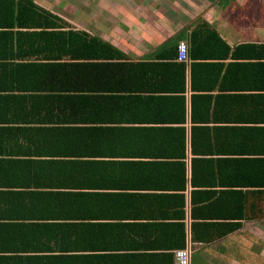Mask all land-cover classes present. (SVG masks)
Returning a JSON list of instances; mask_svg holds the SVG:
<instances>
[{"label":"crops","instance_id":"0c3cea01","mask_svg":"<svg viewBox=\"0 0 264 264\" xmlns=\"http://www.w3.org/2000/svg\"><path fill=\"white\" fill-rule=\"evenodd\" d=\"M23 1L0 0V13H34L33 1L62 22L48 31L88 32L122 55L89 73L105 89L82 99L46 87L52 70L0 66V264H177L183 247L192 264H264V186L249 183L264 167L245 156L264 147V0ZM195 28L200 58L180 60ZM45 39V54L61 52ZM31 41L11 62L36 59ZM246 43L258 48L235 55ZM80 177L87 200L58 194ZM66 209L91 218L70 233Z\"/></svg>","mask_w":264,"mask_h":264},{"label":"trees","instance_id":"16d2710c","mask_svg":"<svg viewBox=\"0 0 264 264\" xmlns=\"http://www.w3.org/2000/svg\"><path fill=\"white\" fill-rule=\"evenodd\" d=\"M5 1L7 2L8 0ZM23 3V0H19V7L20 4ZM27 3L29 2L27 1ZM30 5L35 10L34 13H0V43H10V46L12 47V53L10 52V54L4 53L0 50V66L4 65L3 71H6V73H8L9 69H15L18 73L20 69H24V67H32V69H35L36 71L44 69H47V71L52 70L56 73V75L49 81L46 87L59 89L64 88L66 90H70L72 95L74 92H77L76 94L78 96L76 97H80L81 99L83 97L86 98L90 91L104 90L105 87L101 86L103 85L102 81L95 84L90 83L88 79L89 73L91 74L94 71L98 70H101V72L103 73L104 67L106 68L107 66L111 67L114 65H119L120 62L117 60H120L119 58H121V50L111 42L97 35L89 34L88 32L77 31L73 29L48 31L49 29L47 28L62 26V22L57 21L58 17L56 15L41 8L35 2L31 1ZM205 24L208 25V23ZM25 27L41 29L27 30L28 32L20 31V28ZM202 32L203 31L200 30V28H195L192 32L193 38L191 40L192 46L190 53L191 57L194 59L200 58L198 57L200 54L197 53V50L201 48V45L196 46L195 41L198 37H201ZM49 35H54L55 39L53 40L55 42L57 41V46L59 47V49H61V52L59 54H45V52L49 49L46 48L43 43L47 42L45 36ZM20 37H30L33 40L31 42H34L35 44L38 43L37 46L39 48H36L35 52L39 53L36 54V59L31 60L30 63L16 61L11 62V58H23V55L21 54L18 47L16 50H13L15 44L20 41ZM217 37L219 38V40H222L221 37ZM257 48L258 46L254 44H240L236 47L234 54L248 55L247 52L249 51V49ZM224 49L226 51V56H228L232 50V47L227 42H224ZM5 60H9V62ZM53 60L58 61L53 62ZM43 61L46 62H44L43 64ZM90 85L95 86L91 87ZM255 120L259 121L262 124L264 123V121L262 122V120H264L262 117H257L255 118ZM193 151H197L195 142L193 143ZM250 151L253 153H251L250 155H245L247 156L246 158H249L250 161H259L263 164L261 167H264V156H262V154H264V147L256 146ZM87 168L88 162H82L81 169ZM80 178V182H77L76 185L70 187L71 190L79 191H66L63 193L59 192L58 194L66 195V200H71V196H82L81 199L87 200L89 192V184L87 182L88 179L87 177ZM249 183H252L254 186H264V177H256V179ZM34 216L47 217L49 216V214H36ZM63 216H65L64 220L66 227H70V233L72 232L71 227L73 225V222H76L75 224L82 221L88 222V219L91 218L87 210H83L82 212L75 214V211L73 209H66ZM72 244H74L72 241L66 240L64 246L66 247V249L72 250V248H74ZM75 244L78 250H80V248L88 250L89 248V246H85L87 244Z\"/></svg>","mask_w":264,"mask_h":264},{"label":"built area","instance_id":"2783aa9c","mask_svg":"<svg viewBox=\"0 0 264 264\" xmlns=\"http://www.w3.org/2000/svg\"><path fill=\"white\" fill-rule=\"evenodd\" d=\"M178 58L187 61L190 58V47L186 40H181L178 46ZM177 264H192L191 249L183 247L176 250Z\"/></svg>","mask_w":264,"mask_h":264}]
</instances>
